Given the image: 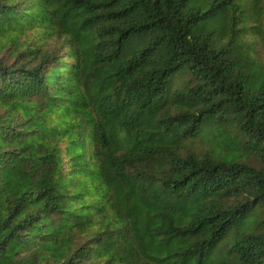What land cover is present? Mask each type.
Instances as JSON below:
<instances>
[{
  "label": "trees",
  "instance_id": "1",
  "mask_svg": "<svg viewBox=\"0 0 264 264\" xmlns=\"http://www.w3.org/2000/svg\"><path fill=\"white\" fill-rule=\"evenodd\" d=\"M262 25L264 0H0V264H264ZM206 126L259 165L187 151Z\"/></svg>",
  "mask_w": 264,
  "mask_h": 264
},
{
  "label": "rangeland",
  "instance_id": "2",
  "mask_svg": "<svg viewBox=\"0 0 264 264\" xmlns=\"http://www.w3.org/2000/svg\"><path fill=\"white\" fill-rule=\"evenodd\" d=\"M262 28L264 29V25ZM191 84H193L191 76L187 72H183L172 78L170 90L171 92L182 91ZM234 137H236V133L229 126H206L203 133L185 142V149L200 155H224L228 160L258 166L260 162L258 158L253 153L242 151L240 147L236 146L233 142ZM229 240L230 237L226 239V243H223L222 248H226L225 245L230 243Z\"/></svg>",
  "mask_w": 264,
  "mask_h": 264
}]
</instances>
